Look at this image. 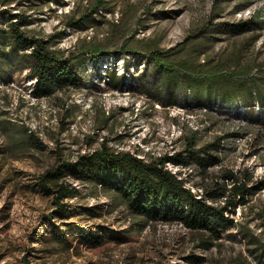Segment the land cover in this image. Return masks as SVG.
<instances>
[{"label":"rangeland","instance_id":"obj_1","mask_svg":"<svg viewBox=\"0 0 264 264\" xmlns=\"http://www.w3.org/2000/svg\"><path fill=\"white\" fill-rule=\"evenodd\" d=\"M5 1L0 0V27L11 30L9 15L13 21L24 19L21 29L50 42L53 49L78 52L86 46H102L118 52L124 45L146 40L159 43L161 52L175 61L221 63L230 71L246 67L256 76L264 72V0H110L113 13H99L89 28L75 30L68 27L66 16L75 9L84 13L88 0H10L3 6ZM241 23L254 30L240 33ZM87 58L89 81L81 89L44 99L34 97V81L26 67L14 60L2 67L0 264H192L195 258L201 262L193 264H264V250L258 242L237 229L226 232L217 246L203 250L197 247L198 236L182 224L157 221L141 229L123 208L106 212L112 201L100 188L95 191L72 179L67 182L84 192L85 201L79 205L78 200H71L72 206H80L79 213L64 219L55 216L54 222L71 225L76 234L82 228L83 234L105 232L122 241L106 239L103 245L92 247L68 235V245L58 247L54 254L46 251L49 246L37 239L51 225L46 217L54 205L38 187L39 176L104 143L149 159L180 152L189 138L196 140L198 148L222 138L219 163L209 169L206 179L195 168L186 170L183 178L188 186L200 192L203 184H223L226 171L252 177L260 186L264 182V123L259 118L223 103L194 106L182 94L176 105L165 106L149 82L144 87L135 83L133 66L127 71L121 59L94 65ZM130 60L138 59L131 56ZM142 63L148 65L147 59ZM113 72L115 82L107 77ZM11 133L21 143L19 147ZM227 184L232 186V181ZM93 206H102V217L84 214V209ZM235 218L241 230L264 240V189L246 208H238ZM189 256L195 258L187 260Z\"/></svg>","mask_w":264,"mask_h":264},{"label":"trees","instance_id":"obj_2","mask_svg":"<svg viewBox=\"0 0 264 264\" xmlns=\"http://www.w3.org/2000/svg\"><path fill=\"white\" fill-rule=\"evenodd\" d=\"M9 2L6 0L3 6ZM76 10L66 16L69 19L68 27L74 30L89 28L95 22V15L113 13L115 8L110 0H88L84 13L79 14ZM9 17L11 30L0 27V75L4 63L14 60L22 64L34 81L32 93L36 99L81 89L89 81L86 73L87 57L94 65L110 59H121L127 71L133 66L135 83L144 87L149 82L148 85L158 92V102L165 106L176 105L177 97L182 94L184 100L191 98L194 106L223 103L243 109L264 123V72L256 76L246 67L230 71L226 68L228 65L221 63L209 66V61L204 64L189 59L175 61L170 55L161 52L159 43L146 40L136 41L131 47L124 45L118 52L104 50L102 46H86L78 52L57 50L48 41L28 36L20 27L24 19L13 21V16ZM208 27L200 32L204 34ZM251 30H254V26L248 27L245 23L239 25L240 33ZM131 56H136L138 60L133 63ZM144 59H147L148 65L142 63ZM239 62L240 59L237 64ZM107 77L115 82L117 74L113 72ZM11 135L14 145L19 147L21 143L16 142V136ZM192 139L189 138L182 150L172 156H149V159L137 153L114 150L104 143L101 148L81 155L75 161L64 160L48 169L39 176L38 187L51 197L54 210L46 217L51 225L37 240L49 246L46 251L50 254H54L58 247L69 244L68 235H75L80 243L86 242L92 247L103 245L106 239L122 241L118 236L105 232L99 236L83 234L82 228H78L76 234L71 225L54 222L55 216L64 219L79 213L77 207L80 206L75 208L70 204L71 200H78L79 205L85 201L84 192L74 183L67 182L72 179L95 191L100 188L112 201L106 212L113 213L123 208L141 229L157 221L180 223L198 236L197 247L203 250L217 246L226 232L237 229L255 239L258 247L264 250V240L254 238L244 228L241 230L235 218L237 209L246 208L252 198L264 189V182L260 186V182L255 184L252 177L244 178L242 173L226 171L222 176L226 180L223 184H203L199 188L200 192L193 191L188 186V180L183 178L184 172L195 168L204 179L208 178L209 169L219 163L217 152L223 139L218 138L200 148L196 140ZM35 141L38 147V139ZM168 164L181 170L174 172L168 168ZM227 180L232 181V186L227 184ZM83 212L92 219L103 216L102 206L86 208ZM193 257L189 256L187 260ZM195 260H192V264L201 262L200 258ZM24 264L30 263L26 261Z\"/></svg>","mask_w":264,"mask_h":264},{"label":"built area","instance_id":"obj_3","mask_svg":"<svg viewBox=\"0 0 264 264\" xmlns=\"http://www.w3.org/2000/svg\"><path fill=\"white\" fill-rule=\"evenodd\" d=\"M169 165H171V164H168V166H169ZM172 166H173V165H172ZM173 167H175V166H173ZM168 168L171 169L170 167H168ZM175 168H177V167H175ZM171 170H172V169H171Z\"/></svg>","mask_w":264,"mask_h":264}]
</instances>
